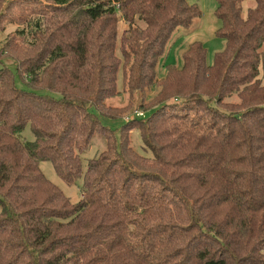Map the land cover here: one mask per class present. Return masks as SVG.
Instances as JSON below:
<instances>
[{"label": "trees", "instance_id": "trees-1", "mask_svg": "<svg viewBox=\"0 0 264 264\" xmlns=\"http://www.w3.org/2000/svg\"><path fill=\"white\" fill-rule=\"evenodd\" d=\"M248 1L216 0L226 44L212 63L193 41L158 78L198 4L0 0V31L14 27L0 54L23 82L0 58V264H264V0ZM100 113L125 118L118 138ZM42 161L82 178L77 202Z\"/></svg>", "mask_w": 264, "mask_h": 264}, {"label": "rangeland", "instance_id": "rangeland-1", "mask_svg": "<svg viewBox=\"0 0 264 264\" xmlns=\"http://www.w3.org/2000/svg\"><path fill=\"white\" fill-rule=\"evenodd\" d=\"M189 3H196L199 5L202 15L201 17L194 19L192 25L188 28H178L173 32L171 38L166 46L164 54L159 58L156 74L158 78H162L165 75V65L173 64L177 67L182 66V53L187 48L189 43L193 41H201L204 46L207 48L208 63H212L215 57V54L219 51H222L225 47V40L216 35V30L221 26L220 19L216 16L215 11L217 7L216 0H187ZM250 4L254 1H248ZM247 6V2L245 3ZM127 27L126 23L123 20L119 21L118 31L119 35ZM14 29L13 26L5 24L4 28L0 31V46L4 41V38L7 36L8 32ZM1 61L3 65L9 67L15 75L16 83L20 86H23L22 80L16 73V63L15 60L9 55L0 54ZM2 65L0 64V67ZM120 86V80L118 82ZM128 93H122L117 96L107 98L105 103L108 107L111 106H125L129 102ZM139 98L136 97L135 104L137 105ZM145 114L144 111H140ZM149 111H147L148 113ZM99 119L103 125L109 126L112 129H117L124 123L125 118L120 117H110L103 114H98ZM116 130V136L119 137V130ZM20 137L24 141H32L34 139L33 133L30 130V126L27 125L20 134ZM130 144L131 146L142 155H150L148 151L144 150V145L141 140L138 130H132L130 132ZM104 148V143L99 138L95 136V141L87 152L82 155V166L83 169L86 167L87 160L95 156L99 151ZM40 169L43 174L51 182L57 185L63 193L69 198L71 202H77L81 197V185L82 178L78 179L74 184H68L62 180V178L56 173L53 165L49 161L40 162Z\"/></svg>", "mask_w": 264, "mask_h": 264}, {"label": "built area", "instance_id": "built-area-1", "mask_svg": "<svg viewBox=\"0 0 264 264\" xmlns=\"http://www.w3.org/2000/svg\"><path fill=\"white\" fill-rule=\"evenodd\" d=\"M137 115L143 116L142 112H137Z\"/></svg>", "mask_w": 264, "mask_h": 264}]
</instances>
